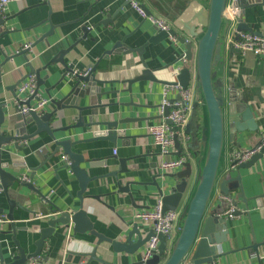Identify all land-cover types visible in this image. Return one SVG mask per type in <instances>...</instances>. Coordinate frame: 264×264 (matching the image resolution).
Instances as JSON below:
<instances>
[{"label":"crops","instance_id":"0c3cea01","mask_svg":"<svg viewBox=\"0 0 264 264\" xmlns=\"http://www.w3.org/2000/svg\"><path fill=\"white\" fill-rule=\"evenodd\" d=\"M190 1L193 3L196 0ZM197 1L204 5L209 3V0ZM145 4L153 14L164 16L148 0H145ZM4 15L9 16V20L7 24L0 25V62L5 58L4 53L10 56L3 65L0 103L11 101L15 104L14 93L19 82L30 75L31 68L26 64L25 54L21 53L24 44L29 41L35 43L28 56L33 67L40 69L43 81L40 91L49 98L45 106L49 110L58 108L54 100L68 91L72 79L69 74L62 80L65 66L53 61L61 49L70 47L63 56L74 71L83 72L97 66V76L103 80L100 85L108 91L102 97L103 103L108 105L99 108L100 118L125 119L118 126L122 132L115 141L90 140L97 127L89 125L58 130L56 133L61 137L87 139L74 149L84 155L85 161L81 165L87 168L90 175H98L83 193V207L87 209L95 229L114 239H123L136 224L143 234L149 232L151 229L136 217V211L151 208L161 196V186L163 189L167 187L164 182H174L164 177L165 173L171 172H163L159 167L162 155L149 133V126L163 120L160 109L163 88L168 81L176 80L172 69L183 65L177 58L184 46L175 44L173 38L168 37L157 43L149 42L141 53H126L123 46L109 53L116 41L122 40L138 47L158 32L149 17L141 15L125 0H12ZM237 18L238 23L244 21L256 30H264L263 7L248 8L244 12L240 10ZM84 24L93 26L85 37ZM172 25L181 32L173 22ZM229 35L225 22L220 33V55L213 66L214 82L217 86L221 84L218 89L225 91L227 97L233 94L237 103L247 97L259 127L257 130H231L227 120L220 173L206 213H222L226 205L222 196L233 195L241 212L229 219L228 239L222 243L225 253L218 258V263L260 264L261 260L264 264V155L250 167L230 168L231 155L236 148L251 147L264 135V55L252 51L241 54ZM196 50L195 47L193 57L189 59L192 69L195 68ZM12 55L15 56L11 58ZM143 61L152 68L156 79H139L130 83L129 79L145 68ZM46 65L48 67L45 68ZM33 74L38 83L36 72ZM231 86H234V90H231ZM48 88H51V97L46 92ZM91 98V95H87L83 101L89 103ZM7 109V114L15 111L12 105ZM56 111L58 118L52 121L55 127H68L78 121L76 109ZM83 113L84 121L93 117L89 109ZM94 117L97 119L98 115ZM238 119H242L240 113ZM2 128L7 134L5 125ZM46 139L38 136L21 139V149L16 148L12 140L2 150V161L7 164V170L17 177L8 179L7 194L0 188V207L4 209L0 211V217L4 218L0 221L3 263L21 254L15 238L19 239L27 252L32 253L36 249L35 241L40 237V229L54 215L55 207H59V211H72L80 206L78 180L68 169L59 167L60 162L57 163L62 150L57 158L45 160L53 149ZM188 142L182 144L180 154L174 153L173 156L184 154L189 158L193 153ZM205 156L206 148L203 146L199 149L197 162L193 163V179L178 208L181 211L193 194ZM121 159H125L128 170L115 176L112 172L121 167ZM25 174L30 178L26 182H31L34 188L21 185L18 181ZM238 175L241 180L235 183L230 179L227 183L229 192L223 191L221 180ZM119 181L121 185L128 186L129 191L120 190ZM239 182L243 185L246 200L241 196ZM9 199L14 203L13 220L7 216ZM177 235L178 231L168 237L169 248ZM133 239H137L136 234ZM255 243H258L259 251L253 247ZM141 251L142 248L132 255L116 252L110 241L102 239L99 242L98 235L90 231L75 234L71 224L46 239L40 254L43 259L38 264H128L135 259L134 256H140ZM92 252L100 259L91 256Z\"/></svg>","mask_w":264,"mask_h":264},{"label":"water","instance_id":"95a60500","mask_svg":"<svg viewBox=\"0 0 264 264\" xmlns=\"http://www.w3.org/2000/svg\"><path fill=\"white\" fill-rule=\"evenodd\" d=\"M161 14L166 16L170 21L174 23L176 28L181 32L172 28L169 31L161 30L155 25L158 32L149 37L142 45L134 47L124 43L122 40L116 41L114 47L109 49L108 52L112 53L118 48L124 47L126 53L138 51L141 53L142 49L149 42L157 43L163 39L171 36H175V44L184 46V52L188 59H192L194 48L196 47V63L193 70L188 65L181 67L177 73L175 81H168L171 83L179 82L183 87H187L193 80L197 94L194 98V103L191 110L190 118L187 122L185 132L190 134L188 139V145L191 148L192 155L184 163V166L179 170L171 173H165L164 177L173 179L174 182L167 180L164 185L165 189L160 188L163 208L164 210H175L181 205V202L185 196L187 189L189 188L193 177V163L197 162L199 157V149L203 146L206 148V156L199 175L196 179L195 188L193 194L189 200L188 205L182 210L179 218L178 235L173 245L168 247V238L166 235L160 233V243L158 249L154 250L152 255L144 259V245L155 234L151 229L149 232L143 234L138 227H134L127 233L123 239H114L103 235L98 232L94 223L88 215L87 209L83 207L84 192L89 187V183L95 180L98 175H90L86 167L82 166L84 162V155L76 151L74 147L82 140L87 139H73L71 137H61L56 133L58 130L77 128L84 125L96 126L97 129L93 131V135L90 140L109 139L115 141L118 134L122 131L118 126L120 122L125 119L117 120H105L101 119L99 115V108L106 107L108 103H103L102 97L108 91L104 90L100 83L103 82L101 78L97 76V66H91V69L86 73L85 71L74 72L71 65H68L64 60V53H66L70 47L61 49L56 56L53 57V61L60 62L65 66V73L62 76V80L71 74L72 79L69 85L68 91L60 97L55 99L59 109H76L78 111V121L68 127H55L52 125L57 118L56 110H49L45 107L41 109H32L27 113H23L19 109V104H25L32 106L40 99L42 95L40 91V85L43 83L42 76L40 75V69L36 70L30 62L29 48H24L21 53L25 54L26 64L31 68L30 74L36 72L38 76V87L34 94L30 95L27 99L16 103L15 97L18 92L15 90L14 103L11 101H1L0 103V187L4 189L6 194L8 193V179H17V177L10 173L6 166L7 164L2 161L3 148L6 143L14 141L16 148L21 149L22 144H19L21 139H29L32 137L47 138L46 141H50L53 145L52 151L49 152L46 159H55L58 156L60 150L63 154L60 157L59 167L66 168L74 175L78 180L79 191L78 196L81 199L80 206L76 209L59 211V207L53 209L54 215L47 219V225L40 229V237L35 241L36 249L29 253L21 245L19 239L15 238L21 254L15 256L10 262L3 264H22L27 261L31 256H38L42 253L45 241L55 232H61L65 227L72 224V229L75 234L84 233L90 231L99 237V242L102 239H106L112 243V249L116 252H126L127 254H134L142 248L141 255L134 256L135 259L128 264H217L218 258L224 255L222 243L228 239L229 233V219L227 215L218 213L216 211L210 214L206 213L208 201L212 195L215 184L219 177V165L222 147L225 137L226 122L231 127V130L244 131V130H257L259 125L256 121L254 111L249 104L248 98L244 97L241 103H237L233 94H225V91L220 90L216 85L213 78V66L218 60L220 55V33L227 22V30L231 23L227 11V4L229 0H209L206 5L201 4L199 1L190 0H148ZM234 5L237 6L238 11H245L252 7H263L264 0H231ZM144 9L147 14H152L153 11L144 3ZM9 20V16H3L0 13V25L5 24ZM7 24V23H6ZM93 26L84 24L82 29L84 37L88 35ZM239 29L253 31L257 34L264 35V30H256L244 21L238 23ZM35 43L31 41V46L34 47ZM20 53V52H19ZM5 54V58L0 62V82L2 81L3 65L8 60V55ZM15 55H12L13 58ZM145 68L140 74L129 79V82L139 79H156L152 68H150L147 62L143 61ZM48 65L45 66V68ZM61 79L58 81L60 82ZM231 90H234V86H231ZM48 96H52L51 88L46 91ZM63 94V93H62ZM87 95H91V101L85 103L83 101ZM180 98V95H177ZM81 100V102H80ZM83 101V102H82ZM12 105L15 111L8 113L7 107ZM6 107V109H4ZM173 105H167L162 113L163 116L168 115ZM91 110L92 116L88 121H84V111ZM241 111V112H240ZM241 116V120L238 116ZM98 115L96 119L94 116ZM127 120V119H126ZM168 123H171L170 119H167ZM5 125L7 134L4 133L2 126ZM46 134L43 136L42 134ZM48 146V145H47ZM46 146V147H47ZM175 154L182 152V144L175 134ZM67 155L69 162L64 159ZM264 155V146L261 150L255 153L249 160L242 162L237 167H250L254 162ZM121 167L118 170H114L113 175L117 176L118 172L127 171L125 165V159H121ZM178 179L177 180H175ZM240 175L232 178H224L221 180L222 190L229 192L227 183L233 179L235 183L240 181ZM21 185L34 188L31 182L18 180ZM241 187V196L244 200L247 199L243 185L238 184ZM120 190L129 191L128 186L121 185L118 182ZM38 192H41L38 190ZM96 197H98L96 195ZM10 208L7 216L10 220L14 219L13 214V201L9 199ZM236 205L238 204L235 200ZM0 211L4 209L0 207ZM240 210H236L235 214H240ZM134 234L137 235V239L134 240ZM258 249V243L253 245ZM91 256L95 257V252L91 253ZM260 256L258 252V257ZM100 259L99 257H95ZM2 260L4 262V256L2 254ZM260 264L262 261L260 260Z\"/></svg>","mask_w":264,"mask_h":264},{"label":"built area","instance_id":"2783aa9c","mask_svg":"<svg viewBox=\"0 0 264 264\" xmlns=\"http://www.w3.org/2000/svg\"><path fill=\"white\" fill-rule=\"evenodd\" d=\"M12 0H0V13H4L7 9L8 3ZM15 1H27V0H15ZM129 2L135 9L139 11L144 17H149L151 21L158 26L161 30H167L173 28L172 22L166 17L159 14H147L143 7L145 0H125ZM227 11L231 19L229 26V36L234 46L240 51L241 54H245L248 51H252L258 55H264V35L257 34L253 31L239 29L238 28V8L236 5L229 0L227 4ZM176 40L175 36H171ZM24 48H29L30 51L33 50L31 42L24 44ZM178 60L182 62L183 65L178 67H173V74L176 76L180 71L181 67L188 65L191 70L192 67L189 65V59L186 56L184 50L179 53ZM91 69L88 68L86 73ZM74 72H77L76 70ZM38 83L35 74H30L27 79H23L19 82L17 86V96L15 97L16 103L19 104L20 101L27 99L30 95L34 94L37 90ZM195 85L193 80L187 87H183L179 82L171 83L167 82L163 88V97L160 101V109L163 113L165 106L173 105L168 115L163 116L161 122L154 123L149 126V133L153 138V141L158 145L160 149V154L162 155L159 167L163 172H175L184 166L188 157L184 154L173 156L176 151L175 146V134L178 135L181 144H185L190 135L185 132L187 122L191 115L192 106L195 98ZM180 95V98H177ZM49 102L48 97L40 95V99L35 102L32 106H27L25 104H19V109L23 113H27L32 109H41L45 107ZM167 119L171 120V123L167 122ZM264 146V135L260 140L251 147L236 148L231 155L230 168H236L242 162L249 160L255 153L259 152ZM65 160L69 162L67 155L64 156ZM21 179L23 181L30 180L28 175H22ZM1 184V176H0ZM1 188V187H0ZM226 205L222 214L227 215L232 218L235 216V211L237 206L235 203V198L233 195L225 194L222 196ZM180 209L175 210H164L162 196H160L156 203L151 208L139 209L136 211V217L150 229H152L155 234L147 241L144 246V259L149 258L153 251L158 249L160 239L159 234L162 233L168 237H171L179 229V218L181 215ZM37 215H42L38 213ZM4 218L0 217V221ZM70 238V236H68ZM43 259L42 255L31 256L26 262L22 264H38L40 260ZM0 264H3L2 260V239L0 238ZM219 264V263H217Z\"/></svg>","mask_w":264,"mask_h":264}]
</instances>
